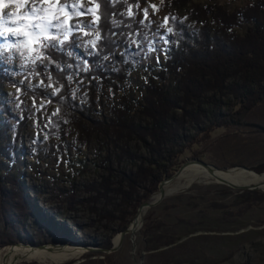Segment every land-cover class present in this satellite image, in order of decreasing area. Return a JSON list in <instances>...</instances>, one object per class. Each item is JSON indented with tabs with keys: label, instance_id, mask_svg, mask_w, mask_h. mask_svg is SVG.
I'll use <instances>...</instances> for the list:
<instances>
[{
	"label": "rangeland",
	"instance_id": "obj_1",
	"mask_svg": "<svg viewBox=\"0 0 264 264\" xmlns=\"http://www.w3.org/2000/svg\"><path fill=\"white\" fill-rule=\"evenodd\" d=\"M255 1L196 0L194 4L225 5L233 12ZM60 3H78L81 10L95 9L90 0H60ZM129 6L131 16L127 14ZM129 6L121 14L143 26L135 35L128 36L126 45L128 60L135 68L130 84L122 86L120 92L100 89L101 107L106 116L124 93L136 104L142 103L149 78L158 75L155 69L162 67L169 55V40L174 33L167 29L173 30L172 22H184L190 11V6L180 8L173 0H138L136 5ZM12 12H17L15 5L5 8L2 15L6 18ZM17 14H24V10ZM93 21L91 14H85L73 17L69 23L83 25ZM22 23L9 21V26L18 27ZM185 26L189 33L195 29L191 21L185 22ZM81 30L70 35L75 40L79 71L86 68L90 50ZM22 39L15 35L0 36V59L13 78L1 91V102L8 106L14 118L8 138L0 140V178L18 176L36 210L33 213L28 202L11 190L7 178L0 179V242L8 244L0 248V253L16 244L35 247L76 244L96 251L88 252L84 248L81 257L63 264H264V202L247 204L239 197L243 192L210 180H198L176 192H167L161 204L144 212L142 226L134 235H127L116 252H104L114 246L124 225L130 222L129 228L137 215L138 210L132 213L116 192L122 174L134 170L135 162L122 157L120 147L115 148L100 137L87 139L67 122L66 127L52 130L58 120L55 107H47L44 101H34L30 96L23 97L19 90L21 85L29 89L39 84L31 70L37 53L18 47ZM169 84L173 86L176 81ZM85 88V83L76 82L74 98H81L78 103L86 101ZM51 94V90L46 92L48 96ZM22 111L27 122L16 143L15 122H21ZM230 111L223 110L225 114ZM4 122L0 108V124ZM129 149L133 154H146L136 140L129 143ZM178 157L165 171L160 170L162 180L173 176L182 164L195 160L217 170L242 167L264 174L257 172L264 169V103L241 112L229 127L199 135ZM105 160L113 172L110 181L109 172L102 167ZM257 191L264 194V190ZM134 192L144 194L142 187ZM156 194L158 191L150 201ZM7 203L12 208L6 210Z\"/></svg>",
	"mask_w": 264,
	"mask_h": 264
},
{
	"label": "trees",
	"instance_id": "obj_2",
	"mask_svg": "<svg viewBox=\"0 0 264 264\" xmlns=\"http://www.w3.org/2000/svg\"><path fill=\"white\" fill-rule=\"evenodd\" d=\"M90 1L100 4L96 11L100 20L93 28L100 32L101 38L96 41V48L89 46L86 68L77 69L80 60L75 40L69 37L62 50L45 52L46 56L51 53V59L33 62L31 70L39 81L38 86L27 89L21 85L19 90L23 97L30 96L34 101H44L47 107H55L58 120L53 131L66 127L67 122L87 139L100 137L115 148L120 147L122 157L135 162L134 170L122 174L116 190L127 203L126 207L135 213L158 191L163 179L160 170L171 166L187 146L195 143L196 137L229 127L241 112L264 103V0L233 12L225 5L198 6L194 4L196 0H173L180 8L190 6V11L184 22H172L174 35L169 40L170 52L164 65L155 69L157 76L149 78L142 103L136 104L124 93L109 108L108 116L101 107L99 91L109 89L118 93L122 86L130 84L135 66L128 60V36L135 35L143 26L121 14V10L136 5L138 0L107 5L104 0ZM187 21L195 25L190 33L185 26ZM93 28L81 30L83 34L90 33L86 35L87 40L95 39ZM3 64L0 59V108L5 117V122L0 124V140L8 138L9 125L14 123L10 109L1 102L2 89L13 80ZM172 80L176 81L173 86L169 84ZM76 82L86 84L83 103H78L81 98H74ZM48 90L52 91L51 96L46 95ZM224 109L231 111L225 114ZM20 121L15 122L16 143L27 122L24 111ZM133 140L146 150L145 156L130 151L129 143ZM108 162L105 160L102 167L109 172L110 181L113 172L107 168ZM257 172L262 173L264 169ZM4 177L10 181L11 190L22 201L26 200L34 213L36 206L28 198L20 178ZM141 187L142 196L134 192ZM239 197L247 204L264 202V194L258 191L243 192ZM4 207L12 208L9 203ZM7 245L0 242V248Z\"/></svg>",
	"mask_w": 264,
	"mask_h": 264
},
{
	"label": "snow or ice",
	"instance_id": "obj_3",
	"mask_svg": "<svg viewBox=\"0 0 264 264\" xmlns=\"http://www.w3.org/2000/svg\"><path fill=\"white\" fill-rule=\"evenodd\" d=\"M117 0H104L107 5L109 3H116ZM126 2V0H125ZM163 2V0H161ZM29 3L31 4L28 7ZM10 5H15L17 12L24 10V14L18 15L17 12H12L7 15V18L2 15L3 10ZM139 7V5H137ZM156 9V5H152ZM100 8V4L95 5L93 8H84L81 10L79 4H61L60 0H0V36L15 35L17 37H23L19 46L26 47L29 52H38L35 59L43 60L45 58L51 59V53L47 56L45 52L48 49L53 51L62 50L65 42L69 40L70 35L76 31L79 32L82 27L93 28V23L100 20V16L96 14V9ZM65 9L69 11L66 12ZM158 10V9H157ZM70 13V14H69ZM85 14H91L94 17V21L81 25V23L70 24L69 21L76 16H82ZM132 15L130 10L127 13ZM145 18H147V9H144ZM15 17V20H13ZM175 19V17H172ZM167 21L168 18L165 17ZM9 21L13 24H17L18 21H24L18 27H10ZM115 23V21H113ZM168 32H172V28L167 29ZM95 32V39L88 40L87 43L92 48H96V41L100 40V32L93 28ZM85 35L90 33L85 32ZM62 37V38H61ZM41 49L43 51H41ZM68 55H72L71 52ZM107 59V57H105ZM71 79V77H69ZM43 83V81L41 82ZM59 92V88L56 89Z\"/></svg>",
	"mask_w": 264,
	"mask_h": 264
},
{
	"label": "bare ground",
	"instance_id": "obj_4",
	"mask_svg": "<svg viewBox=\"0 0 264 264\" xmlns=\"http://www.w3.org/2000/svg\"><path fill=\"white\" fill-rule=\"evenodd\" d=\"M215 175L234 185L251 186L255 184L260 185L264 190V175L258 176L254 172L242 167L229 169L227 171L215 169ZM198 180H210L217 183L204 168L199 165H190L179 177L168 182L165 186V190L171 193L176 192L188 187ZM158 196L159 195L156 194L152 201L156 200ZM143 216L144 212L138 218L139 223L143 220ZM119 238L120 235L115 239V244L118 243ZM84 253V248L76 244L47 246L43 248H32L31 245H13L6 247L5 250L0 253V264H23L29 262H37L39 264H63L78 259Z\"/></svg>",
	"mask_w": 264,
	"mask_h": 264
},
{
	"label": "water",
	"instance_id": "obj_5",
	"mask_svg": "<svg viewBox=\"0 0 264 264\" xmlns=\"http://www.w3.org/2000/svg\"><path fill=\"white\" fill-rule=\"evenodd\" d=\"M190 165L201 166L202 168H204L207 171V173L212 178H214L216 180V182L218 184L224 185L230 189H233L236 191H241V192L263 190L260 185H255V184L251 185V186H238V185L231 184L227 180L216 176L214 167H212V166H210V165H208V164H206L200 160L186 162V163L181 165V167L177 170V172L173 176H171L168 179H164L160 182V184L158 186V195H159L158 198L154 201H149V202H145L144 204H142L139 207V209L137 211V215H136L135 219L133 220V222L131 223L130 227L120 233V238H119L118 243L114 244V246L110 250H104V252H106V253L116 252L122 246L123 241L127 235H134L140 229V227L142 226V220L139 223L138 218L143 214V212L150 210V209H153V208L157 207L159 204H161V202L165 199V197L167 195V192L165 191L166 184L168 182L176 179L177 177H179V175ZM246 170H248V169H246ZM255 174L258 176L264 175V174H258V173H255ZM16 245H23L24 246L25 244H16ZM43 247H45V246H39L38 248H43ZM32 248H35V246H32ZM83 248H85V247H83ZM85 250L88 252L96 251L93 248H85Z\"/></svg>",
	"mask_w": 264,
	"mask_h": 264
}]
</instances>
